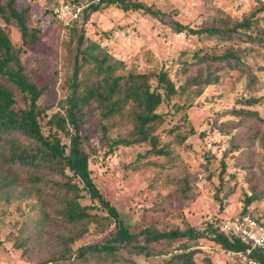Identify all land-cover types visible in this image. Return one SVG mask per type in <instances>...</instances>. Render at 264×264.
<instances>
[{"label": "rangeland", "instance_id": "rangeland-1", "mask_svg": "<svg viewBox=\"0 0 264 264\" xmlns=\"http://www.w3.org/2000/svg\"><path fill=\"white\" fill-rule=\"evenodd\" d=\"M7 1L2 0L0 6ZM134 1L161 11L162 19L112 5L92 13L80 30L85 39L99 43L137 72L168 73L177 91L158 107L156 113L163 116V123L155 135L158 147L167 148L169 156H147L149 144L119 147L107 154L98 122L92 117L81 127L80 135L94 184L131 233L148 228L170 231L194 227L203 231L207 224L217 225L240 214L251 195L256 199L246 208L264 221V49L241 41L177 34L171 27L176 22L195 30L222 21L233 26L251 15L261 18L264 12L257 9L264 0ZM62 2L70 0H15V9L24 13L28 29L39 30L32 46H22L13 20L5 24L0 17V26L12 46L22 49L24 71L42 89L37 103L45 110L44 136L56 134L67 146L66 132L49 122L54 114L64 116L63 101L69 92L75 53V37L50 12ZM225 50L238 52L256 82L250 85L245 74L225 67L216 72L218 82L190 85L189 79L204 70L203 65H189L194 54ZM251 97L258 99L255 105L239 104ZM241 109L256 112L259 119L236 115ZM183 178L189 181L185 198L176 190ZM80 202L90 207L92 214L105 215L88 197ZM40 205V194L31 187H18L8 201L0 200V264H180L167 261L178 241L151 243L149 249L166 255H129L131 263H107L96 256L75 258L73 254L81 247L106 243L116 232L113 222L90 224L87 232L70 243L69 259H61L57 256L63 248L58 236H76L79 229L64 227L54 213L49 214V223L39 222ZM26 235L32 241L24 254L15 244ZM192 249L196 250L192 264H254L236 258L209 239L196 240Z\"/></svg>", "mask_w": 264, "mask_h": 264}, {"label": "trees", "instance_id": "trees-1", "mask_svg": "<svg viewBox=\"0 0 264 264\" xmlns=\"http://www.w3.org/2000/svg\"><path fill=\"white\" fill-rule=\"evenodd\" d=\"M112 5L122 11H139L152 19L161 20L163 17L161 11L134 0H103L84 12L81 23L64 28L75 37L72 75L69 92L63 101L64 116L54 114L49 122L66 132L69 139L67 146L56 134L44 136L42 122L45 110L37 103L42 89L24 71L22 49L12 46L8 34L0 26V200L8 201L12 191L18 187H31L36 194H40L42 211L39 222L49 223L52 220L49 214L54 213L56 220L64 227H77L76 236H58L63 248L57 256L61 259H69L72 255L70 243L75 237L87 232L90 224L111 222L116 226L115 234L104 244L79 248L73 254L76 259L86 260L96 256L107 263H131L129 255L145 258L166 255L149 249L151 243L178 241V246L167 261L192 264L196 253L192 246L198 239H209L227 252L244 251L245 245L238 241L230 242L220 232L223 220L217 225L207 224L203 231L194 227L170 231L148 228L137 234L131 233L120 220L116 208L101 195L90 177L89 158L82 147L80 129L92 117L98 122L100 139L107 146V154H112L119 147L149 144L151 148L147 156H169L167 148L158 147L155 135L156 129L163 123V116L156 111L177 91L168 73L162 70L137 72L123 61L115 59L99 43L85 39L80 30L92 13ZM50 12L52 14V10ZM257 12H264V5ZM0 17L5 24L11 20L15 22L23 47L36 42L39 30L28 29L24 13L15 9V0H8L3 7L0 6ZM171 27L177 34L241 41L264 49V17L251 15L233 26L222 21L195 30L176 22ZM189 65H203L204 70L189 79L190 85L195 87L218 82L216 72L225 67L245 74L250 85L256 82V76L244 68L236 51L196 53ZM257 101L254 97L243 98L239 104L253 106ZM236 115L245 119H259L256 112L245 109L238 110ZM112 133H115L114 137H111ZM22 173L25 176H21ZM188 182L187 178H183L176 189L183 198L189 192ZM84 197L96 202L97 208L105 215L99 217L92 214L91 208L80 202ZM255 199V195L247 197L238 215L249 214L264 225V221L254 217L246 208ZM31 241L32 238L26 235L17 241L15 247L25 254ZM247 258L254 264H264V255L256 250Z\"/></svg>", "mask_w": 264, "mask_h": 264}, {"label": "built area", "instance_id": "built-area-1", "mask_svg": "<svg viewBox=\"0 0 264 264\" xmlns=\"http://www.w3.org/2000/svg\"><path fill=\"white\" fill-rule=\"evenodd\" d=\"M103 0H79L76 2H62L52 9L56 21L64 28H70L82 21L84 12H88L92 5L101 4ZM220 232L228 237L230 242L238 241L245 245L244 251L229 252V254L247 260V256L254 250L264 255V225L249 214L237 215L220 224Z\"/></svg>", "mask_w": 264, "mask_h": 264}]
</instances>
